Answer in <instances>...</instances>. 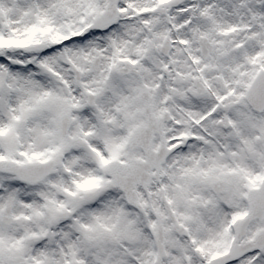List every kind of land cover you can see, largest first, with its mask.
<instances>
[{"label": "snow or ice", "instance_id": "obj_1", "mask_svg": "<svg viewBox=\"0 0 264 264\" xmlns=\"http://www.w3.org/2000/svg\"><path fill=\"white\" fill-rule=\"evenodd\" d=\"M0 264H264V0H0Z\"/></svg>", "mask_w": 264, "mask_h": 264}]
</instances>
